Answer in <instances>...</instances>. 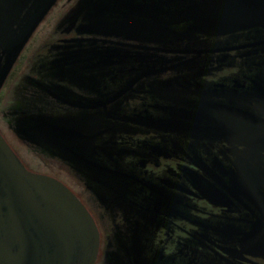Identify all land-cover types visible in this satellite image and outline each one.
Here are the masks:
<instances>
[{
	"label": "flooded vegetation",
	"instance_id": "1",
	"mask_svg": "<svg viewBox=\"0 0 264 264\" xmlns=\"http://www.w3.org/2000/svg\"><path fill=\"white\" fill-rule=\"evenodd\" d=\"M0 0V264H264V0Z\"/></svg>",
	"mask_w": 264,
	"mask_h": 264
},
{
	"label": "water",
	"instance_id": "2",
	"mask_svg": "<svg viewBox=\"0 0 264 264\" xmlns=\"http://www.w3.org/2000/svg\"><path fill=\"white\" fill-rule=\"evenodd\" d=\"M55 1L56 0H42L40 5L35 9V11L30 16L27 24L20 30L18 35L14 38V40L10 46L9 61L7 63V68L14 61V59L18 55L19 51L22 49L23 45L25 44V42L30 37L33 30L36 28V26L39 24V22L43 18L45 12L52 6V4ZM0 150L7 156L8 160L10 161V163L12 165L13 170L17 174L22 175L23 177H25L29 180H34V181H38V182H45V183H48V184L54 186L56 189H58L60 192H62L67 198H69L73 204H75L79 209H81V207L78 205L76 200L61 185H59V184H57V183H55L49 179H46V178L31 176V175L24 173L20 169V167L14 162L13 158L9 154V151L7 150L6 146L1 141V139H0Z\"/></svg>",
	"mask_w": 264,
	"mask_h": 264
}]
</instances>
